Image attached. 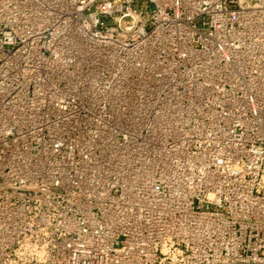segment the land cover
<instances>
[{
    "label": "built area",
    "instance_id": "built-area-1",
    "mask_svg": "<svg viewBox=\"0 0 264 264\" xmlns=\"http://www.w3.org/2000/svg\"><path fill=\"white\" fill-rule=\"evenodd\" d=\"M0 264H264V0H0Z\"/></svg>",
    "mask_w": 264,
    "mask_h": 264
}]
</instances>
